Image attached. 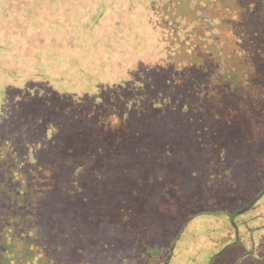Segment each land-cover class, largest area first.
I'll use <instances>...</instances> for the list:
<instances>
[{
    "label": "rangeland",
    "instance_id": "rangeland-1",
    "mask_svg": "<svg viewBox=\"0 0 264 264\" xmlns=\"http://www.w3.org/2000/svg\"><path fill=\"white\" fill-rule=\"evenodd\" d=\"M152 2L0 0V146L34 174L63 141L79 147L74 125L90 135L119 119L118 163L71 162L59 178L67 264L264 261V198L246 210L264 169L249 172L235 135L203 122L193 80L163 68Z\"/></svg>",
    "mask_w": 264,
    "mask_h": 264
},
{
    "label": "trees",
    "instance_id": "trees-1",
    "mask_svg": "<svg viewBox=\"0 0 264 264\" xmlns=\"http://www.w3.org/2000/svg\"><path fill=\"white\" fill-rule=\"evenodd\" d=\"M149 9L168 44L163 68L193 80L195 106L203 122L220 123L225 133L235 135L237 148L243 145L257 167L249 172L260 174L264 169V0H153ZM120 123L125 128L134 125ZM112 124L92 127L90 135L74 125L71 138L78 137L79 147L63 141L56 162L34 174L23 172L12 150L0 146V264H67L61 257L66 249L62 251L57 242L68 235L58 224L67 209L62 201L66 189L59 178L71 162H119L122 125L119 119ZM97 144L108 158L100 159L94 149ZM70 148L77 152L63 154ZM249 181L255 186L252 193L259 191L247 205L252 211L264 198V182L257 183L256 176ZM251 264L264 261L255 258Z\"/></svg>",
    "mask_w": 264,
    "mask_h": 264
},
{
    "label": "water",
    "instance_id": "water-1",
    "mask_svg": "<svg viewBox=\"0 0 264 264\" xmlns=\"http://www.w3.org/2000/svg\"><path fill=\"white\" fill-rule=\"evenodd\" d=\"M247 210V209H246Z\"/></svg>",
    "mask_w": 264,
    "mask_h": 264
}]
</instances>
